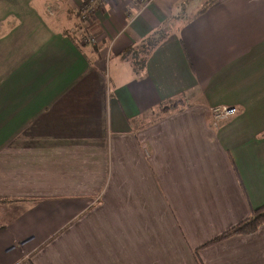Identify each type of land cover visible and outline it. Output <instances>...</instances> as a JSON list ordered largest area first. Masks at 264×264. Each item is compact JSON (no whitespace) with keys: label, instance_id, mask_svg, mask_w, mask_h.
<instances>
[{"label":"crops","instance_id":"1","mask_svg":"<svg viewBox=\"0 0 264 264\" xmlns=\"http://www.w3.org/2000/svg\"><path fill=\"white\" fill-rule=\"evenodd\" d=\"M84 1L0 22V264H264V225L206 245L264 205V0Z\"/></svg>","mask_w":264,"mask_h":264},{"label":"trees","instance_id":"2","mask_svg":"<svg viewBox=\"0 0 264 264\" xmlns=\"http://www.w3.org/2000/svg\"><path fill=\"white\" fill-rule=\"evenodd\" d=\"M187 1L188 0H185L182 3V6H185L184 4ZM215 1L216 0L206 1L203 5L202 9L199 12L205 11ZM77 17H81V14L79 12L77 14ZM84 33H85V31H84ZM82 37H86V36H82ZM164 38H165V33L162 31H157L151 37L146 39L142 45H140L136 49L129 50V52L126 53L123 56V58H127L128 56H130V58L132 59L133 70L135 72L136 71L137 72L142 71L145 68L148 56L157 48V46L161 43V41ZM179 104H181L180 101L174 102V103L170 104V106L165 107L162 111H168L171 109L178 108ZM4 202H6V201H0V203H4ZM263 225H264V205L257 208V209H253L247 219L238 223L237 225H235L231 229L227 230L226 232L221 234L219 237L213 239L212 241H210L206 245L221 242L227 238L234 237V236L252 235Z\"/></svg>","mask_w":264,"mask_h":264},{"label":"rangeland","instance_id":"3","mask_svg":"<svg viewBox=\"0 0 264 264\" xmlns=\"http://www.w3.org/2000/svg\"><path fill=\"white\" fill-rule=\"evenodd\" d=\"M29 1H31V0H0V22L4 18H8V17H5L6 15H12V16L15 15L16 16L18 14H21L23 16L25 10L28 9V7L30 6V2ZM128 1L132 5L140 7V4H138L135 0H132V1L128 0ZM206 1H208V0H189V1H187L185 3L186 6H182V4H181L180 8L177 11V16L178 17L176 18V16H174V19H172L171 22L170 21L167 22V24H169L168 26H173L175 24V22H177V24H175V25L178 27V25L180 23L189 20V18L192 16V14L196 10H201L202 9V7H203V5H204V3ZM76 18H77V21H78V25L81 26V17H76ZM22 19L24 21L26 20L25 18H22ZM179 19H181L180 23H179ZM0 28H1V26H0ZM19 28L20 27H18V30L16 31V33H15V28H14V31L11 33V36H14L16 34V38L15 39L17 40L19 38V40L21 42H24L25 39L27 38V35L24 32V30H23L25 27L21 24V29H19ZM167 28L168 27L161 28V30H159V31L164 32V30H166ZM73 35H75L77 37H81V29L77 30L75 33H73ZM9 36H10L9 34L3 33V38H5V37L8 38ZM31 36L34 37L33 40H36V41H33V42H37L39 47L40 46H45V44H44L45 42L41 40L42 39L41 34H31ZM68 36H72V34H69ZM33 42L23 43L20 46L21 47V49H20L21 52L22 51L25 52L26 50L31 49L33 47ZM80 42H83V43H94V40L91 37L86 36V37H83ZM0 43L3 44V47L0 46V57H2L4 55H7L6 54V50H9V49L7 48L5 40H3ZM3 60H5V57H4ZM5 61H7V60H5ZM111 69H112V65H111ZM4 217H7V216H4ZM2 218L3 217L0 218L1 219L0 220L1 223L4 222V220H2Z\"/></svg>","mask_w":264,"mask_h":264},{"label":"built area","instance_id":"4","mask_svg":"<svg viewBox=\"0 0 264 264\" xmlns=\"http://www.w3.org/2000/svg\"><path fill=\"white\" fill-rule=\"evenodd\" d=\"M112 0H85L79 8L80 14H82V19L86 17L87 14H90L93 12L92 7L96 6L99 10L103 8V6L107 3H109ZM132 1V0H131ZM138 4H140V7H146L150 3H152L154 0H135ZM137 4V5H138ZM237 113V110L233 107H225V106H218L213 109H211L210 114L211 118L214 123H217L221 120L228 119L233 117Z\"/></svg>","mask_w":264,"mask_h":264}]
</instances>
